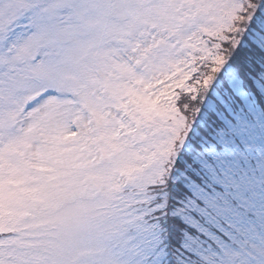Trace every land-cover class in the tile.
Returning <instances> with one entry per match:
<instances>
[{
	"label": "snow or ice",
	"instance_id": "obj_1",
	"mask_svg": "<svg viewBox=\"0 0 264 264\" xmlns=\"http://www.w3.org/2000/svg\"><path fill=\"white\" fill-rule=\"evenodd\" d=\"M0 264H264V0H0Z\"/></svg>",
	"mask_w": 264,
	"mask_h": 264
}]
</instances>
